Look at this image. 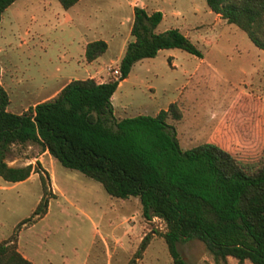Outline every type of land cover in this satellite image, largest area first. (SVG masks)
Here are the masks:
<instances>
[{
	"label": "rangeland",
	"instance_id": "rangeland-1",
	"mask_svg": "<svg viewBox=\"0 0 264 264\" xmlns=\"http://www.w3.org/2000/svg\"><path fill=\"white\" fill-rule=\"evenodd\" d=\"M116 1L115 16H125L118 38L130 34L127 17L131 4H138L149 12L162 11L156 30L178 27L203 54L170 47L135 62L113 93L115 117L154 114L174 102L181 117L169 115L168 121L183 148L213 141L229 150L246 170H255L264 159V51L206 0ZM16 7L20 27L14 35L8 26L0 28V82L9 94L8 109L20 112L54 95L70 77H91L92 71L86 63L79 72L64 69H71V56L80 53L77 39L85 30L80 19L63 20L57 0L45 26L35 4L25 6L19 0ZM33 12L37 19L31 20ZM6 19L5 14L3 23ZM28 24L42 26L45 33L24 35ZM20 37L27 39V45L17 47ZM113 48L104 53L112 59L97 66L108 79L118 75L112 70L118 68L120 47L114 54ZM168 54L173 57L168 59ZM5 160L9 165L39 162L46 182L45 214L17 228L41 197L39 171L32 170L18 182L0 176V240L16 233L17 248L34 264H173L161 235L164 221L145 217L137 196L111 195L99 181L63 165L37 142L12 144ZM145 234L149 241L140 248ZM178 249L186 264H237L232 255L215 260L198 238L178 242ZM243 264L252 262L247 259Z\"/></svg>",
	"mask_w": 264,
	"mask_h": 264
},
{
	"label": "trees",
	"instance_id": "trees-1",
	"mask_svg": "<svg viewBox=\"0 0 264 264\" xmlns=\"http://www.w3.org/2000/svg\"><path fill=\"white\" fill-rule=\"evenodd\" d=\"M13 1L0 0V18ZM76 1L59 0L64 8ZM206 3L264 51V0ZM162 16L159 9L149 12L133 6V38L126 43L114 78H71L54 95L21 112L8 109L9 94L0 82V176L16 182L36 170L43 187L30 217L16 227L44 215L49 196L39 162L9 165L5 156L12 144L37 142L63 165L99 181L111 195L137 196L145 217L164 221L161 235L173 264H186L178 242L191 238L202 240L215 260L232 255L237 264L246 259L264 264V159L249 171L213 141L183 148L168 121L169 115L181 117L174 102L154 114L114 115L112 95L137 60L170 47L203 54L178 27L156 30ZM106 47L103 39L88 41L84 56L92 60ZM16 236L0 240V264H32L17 248ZM148 241L145 234L140 248Z\"/></svg>",
	"mask_w": 264,
	"mask_h": 264
},
{
	"label": "crops",
	"instance_id": "crops-1",
	"mask_svg": "<svg viewBox=\"0 0 264 264\" xmlns=\"http://www.w3.org/2000/svg\"><path fill=\"white\" fill-rule=\"evenodd\" d=\"M22 1H23V5H25V6H28L30 4L36 5V13L43 14V18L45 19V20L41 21V25L43 24L45 26L47 24L46 20H48L47 19L48 18L47 13L52 12V8H53L52 5L54 4L55 0H22ZM57 1L59 2V0H57ZM18 2H19V0H14L8 6H6L4 8V10L2 11L1 18H0V28L2 26L3 27L8 26L9 30L12 32V35H14V33H15L14 29L16 27H20L19 25H17V23H18V19H17L18 14L17 13L18 12L16 10L17 9L16 6H17ZM117 6L118 5H117L116 0H108L107 3L104 2V0H77L75 3H73L68 8H64L61 5V7L63 8L62 9L63 10L62 11L63 20L69 21V20H72L74 18H78L82 21L81 23H83V25L85 27L84 31L83 30L80 31L78 39H77V41L80 45V53L78 52V53L74 54V56H71L72 60L69 63H72V65H74V66H72L71 69L69 66H68V68L65 67L64 69L66 72H69V71L79 72V71H81V69H79V67L82 66L84 63H86L88 66H90V69L92 71V74H90L89 76L94 77L97 81H104V80L108 79V78H106V76L101 75V73H102L101 68L97 67L99 65V62L104 61V63H105L107 61V59H108V61L112 59L111 55L104 57V53L110 47H114L113 48V54H114V52L118 49L117 47L119 45L120 53L117 56V60L119 61V59L121 58V56L124 52L127 41L133 38L131 34H129L125 38H121V37L118 38L117 34L119 32L120 27L124 23L125 16H122V15L119 17L115 16ZM131 6H132L131 16L127 17L130 19V23H132L133 6L134 5L131 4ZM5 14H6L7 19H6V22L3 23ZM30 19L31 20L37 19L36 14L34 12L30 15ZM159 23H158L157 27L159 26ZM130 27H131V24H130ZM164 29H166V28H162L160 30H164ZM22 33L24 35H32L34 33L37 36H42L45 32L43 31L42 26L40 28V27H38V25L37 26H31L30 24H28V25H25L23 27ZM98 38L106 41L107 47H106L105 51L92 60L85 59V56H84L85 44L88 41L98 39ZM9 43L11 44L12 42L10 41ZM16 45H17V47H23L24 45H27V39L20 37L18 39ZM162 49L163 48L159 49L158 52ZM172 57H173L172 54H168V59H170ZM139 60H137V61H139ZM171 64H172V62H171ZM0 68H2L1 64H0ZM76 77H78V76L70 77L68 80H70L71 78H76ZM123 80H121L119 82L117 88L119 87V85L122 83ZM112 97H113V95H112ZM263 104H264V99H263ZM44 152H48L47 149H45ZM21 181H23V180H21ZM16 182H18V181H16ZM32 264H34V263L32 262Z\"/></svg>",
	"mask_w": 264,
	"mask_h": 264
},
{
	"label": "built area",
	"instance_id": "built-area-1",
	"mask_svg": "<svg viewBox=\"0 0 264 264\" xmlns=\"http://www.w3.org/2000/svg\"><path fill=\"white\" fill-rule=\"evenodd\" d=\"M112 71L119 74V69L118 68H114Z\"/></svg>",
	"mask_w": 264,
	"mask_h": 264
}]
</instances>
